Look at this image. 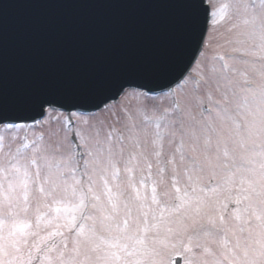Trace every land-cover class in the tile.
I'll list each match as a JSON object with an SVG mask.
<instances>
[{
    "label": "snow or ice",
    "instance_id": "snow-or-ice-1",
    "mask_svg": "<svg viewBox=\"0 0 264 264\" xmlns=\"http://www.w3.org/2000/svg\"><path fill=\"white\" fill-rule=\"evenodd\" d=\"M180 2L148 83L0 91V264H264V0Z\"/></svg>",
    "mask_w": 264,
    "mask_h": 264
},
{
    "label": "water",
    "instance_id": "water-1",
    "mask_svg": "<svg viewBox=\"0 0 264 264\" xmlns=\"http://www.w3.org/2000/svg\"><path fill=\"white\" fill-rule=\"evenodd\" d=\"M110 4L0 0V91L10 107L37 96L61 107L101 84L148 83L150 69L177 65L192 7L118 0L110 13Z\"/></svg>",
    "mask_w": 264,
    "mask_h": 264
},
{
    "label": "rangeland",
    "instance_id": "rangeland-1",
    "mask_svg": "<svg viewBox=\"0 0 264 264\" xmlns=\"http://www.w3.org/2000/svg\"><path fill=\"white\" fill-rule=\"evenodd\" d=\"M183 264V263H182Z\"/></svg>",
    "mask_w": 264,
    "mask_h": 264
}]
</instances>
